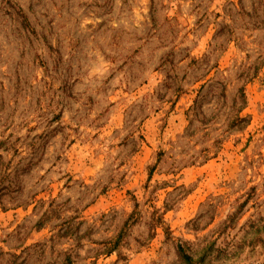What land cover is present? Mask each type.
<instances>
[{
  "label": "rangeland",
  "instance_id": "374dc122",
  "mask_svg": "<svg viewBox=\"0 0 264 264\" xmlns=\"http://www.w3.org/2000/svg\"><path fill=\"white\" fill-rule=\"evenodd\" d=\"M0 264H264V0H0Z\"/></svg>",
  "mask_w": 264,
  "mask_h": 264
},
{
  "label": "trees",
  "instance_id": "16d2710c",
  "mask_svg": "<svg viewBox=\"0 0 264 264\" xmlns=\"http://www.w3.org/2000/svg\"><path fill=\"white\" fill-rule=\"evenodd\" d=\"M188 261H189V262H191V261H192V263H193V260H192V258H190V257H188Z\"/></svg>",
  "mask_w": 264,
  "mask_h": 264
}]
</instances>
